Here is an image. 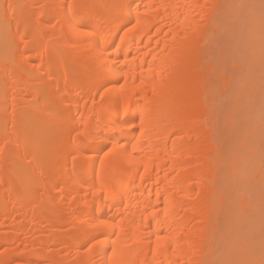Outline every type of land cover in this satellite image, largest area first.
<instances>
[{
    "label": "bare ground",
    "instance_id": "6f19581e",
    "mask_svg": "<svg viewBox=\"0 0 264 264\" xmlns=\"http://www.w3.org/2000/svg\"><path fill=\"white\" fill-rule=\"evenodd\" d=\"M254 2L0 0V261L259 264L261 16L234 7Z\"/></svg>",
    "mask_w": 264,
    "mask_h": 264
},
{
    "label": "snow or ice",
    "instance_id": "6c2138e0",
    "mask_svg": "<svg viewBox=\"0 0 264 264\" xmlns=\"http://www.w3.org/2000/svg\"><path fill=\"white\" fill-rule=\"evenodd\" d=\"M13 7L14 6L11 4L8 5V8H13ZM74 7H75L74 5H69V9H72ZM234 7H238L241 9H246V8L255 9L257 7V5H255V4H252V5H235ZM259 9H260V16H261V57H262V63H264V0H260ZM74 19H75V17H74ZM80 27H84V26L81 25ZM133 27H135V26H133ZM129 31H130V29H129ZM77 35H85L86 36V35H89V33L86 31H81V32H78ZM121 39H123V37H121ZM118 47H119V45H117V48ZM124 87H125L124 85H121V90H123ZM105 91H107V89ZM99 95H101V97H103V93H99ZM130 103H131V97L129 96L125 99V103H124V112L125 113L129 112V104ZM107 111L109 113H111V111H112L111 107H109L107 109ZM262 111H264V109H262ZM118 112H119V109L117 108V113ZM145 118H146V113L144 111H141L140 116H139V122H140L139 130H140L141 135H143V133H144ZM132 119H135V117H132ZM211 119H212V114L209 113V115L204 119V123H208V121H210ZM127 127L128 128H134L135 125L133 123H127ZM138 139L139 138H137V140ZM133 148L135 149V144H133ZM3 152H4V149H0V154H3ZM105 155L107 156L108 153H105ZM259 156H260V172H261V177H262V200H264V133H262V143H261L260 150H259ZM101 163H103V161ZM103 187H104V185L102 183L101 188H103ZM99 190L100 189L94 188V191H99ZM221 195L223 196V198L225 200H231V198H232L231 191L227 188L222 190ZM262 217H264V208H262ZM100 223L103 224L105 222L100 221ZM117 239H119L118 235H117ZM161 239H162V237L157 235V237H156L157 246H159ZM112 243H113V245H115L116 241L114 240ZM87 247H88V250H91L93 245L88 244ZM0 255H2V254H0ZM112 255L113 256L117 255V249L115 247H113V249H112ZM0 264H5V262L0 261ZM104 264H106V262H104ZM225 264H229V262H225ZM259 264H264V258H262L259 261Z\"/></svg>",
    "mask_w": 264,
    "mask_h": 264
},
{
    "label": "rangeland",
    "instance_id": "374dc122",
    "mask_svg": "<svg viewBox=\"0 0 264 264\" xmlns=\"http://www.w3.org/2000/svg\"><path fill=\"white\" fill-rule=\"evenodd\" d=\"M251 1L252 2L255 1L254 2L255 5H259V3H260V0H251ZM232 29L231 28L230 29L229 28H224V29H222V31L220 30L221 32H219L220 33V38H219V36H216V38L218 37V42H215V46H214V49H216L214 51H216V52L213 51L214 53L212 55H214L217 59L216 60H213L212 63L216 62L215 64H217V65H215V66L219 67L218 69H221V71L223 72V76H225V74H226V76L232 75L234 77V75L236 74V71L231 70V69H235V68H232V67L233 66H238V63H240L241 61H243V59H244L243 57L244 56H247V53H245L246 52L245 49H243L244 51H242V47L245 48L244 43H242L243 42L242 41V37L240 36V38H239L238 35H234L235 33H233V30ZM215 40L217 41V39H215ZM221 49H223V50H221ZM220 51H223L222 54L220 53ZM242 52H244V53H242ZM244 54H246V55H244ZM219 55H221V56H219ZM240 56H241L242 59L239 58ZM215 57H213V59H215ZM222 57L225 58L223 60L224 62L223 61H219V60H221L219 58H222ZM210 59H212V58H210ZM239 59L241 61H239ZM224 68H227V69H224ZM224 71H226V72H224ZM217 92H220L219 93L221 95L220 98L222 97L221 98L222 101H221L220 106H219V108H222V110H220L219 113H222L224 107L225 108L228 107V105H227L228 104V100L226 102V98L227 97L223 98V96H224L223 94L226 95L227 93L226 92H221V91H217ZM217 98H219V97H217ZM217 101H219V99ZM221 105H223V107H221ZM224 111H225V109H224ZM223 114H225V112H223Z\"/></svg>",
    "mask_w": 264,
    "mask_h": 264
}]
</instances>
